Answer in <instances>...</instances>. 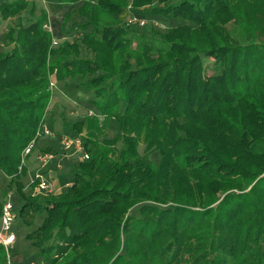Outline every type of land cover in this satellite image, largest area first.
<instances>
[{
  "label": "trees",
  "instance_id": "1",
  "mask_svg": "<svg viewBox=\"0 0 264 264\" xmlns=\"http://www.w3.org/2000/svg\"><path fill=\"white\" fill-rule=\"evenodd\" d=\"M129 1L192 25L147 42L118 18ZM174 1L58 0L70 11L62 28L76 13L90 30L58 47L46 9L0 3L2 20H18L0 51V172L24 200L17 227L44 216L26 238L46 264H264V0ZM53 79L95 97L99 115L72 127L86 132L89 160L63 193L26 196L24 153L39 142ZM113 118L120 135L108 139ZM156 151L159 165L147 159ZM12 262L0 245V264Z\"/></svg>",
  "mask_w": 264,
  "mask_h": 264
},
{
  "label": "rangeland",
  "instance_id": "2",
  "mask_svg": "<svg viewBox=\"0 0 264 264\" xmlns=\"http://www.w3.org/2000/svg\"><path fill=\"white\" fill-rule=\"evenodd\" d=\"M15 0H0V3L11 2ZM30 3H34L39 10L45 9L46 3L56 2L57 0H28ZM160 0H153L156 6L159 5ZM181 0H175L171 4H176ZM131 1H129V6L123 10L122 14L118 16L121 19L123 26L126 27L131 33L136 34L137 38H144L145 41L151 42L153 36L157 39L159 38L156 33H164L167 29L181 26V25H192L191 23L185 22L181 19L177 20H167L163 17L152 16L148 14L149 8L134 10L130 7ZM50 16V25L48 30H50L54 35L55 47L60 46L64 42H74L81 41L83 36L90 32H84L79 29V25L86 22L85 19L81 18L78 14L73 13L72 16L67 20L65 27L60 26L59 30L55 34L53 31L52 25V15ZM56 20V19H55ZM21 21L24 26L29 25L32 21V18L29 15V12H25ZM145 23L142 25V23ZM18 23L17 19H10L9 21L0 20V51H10L12 45H8L4 42L3 37L8 32L7 27H14ZM53 24L55 25L56 23ZM51 27V28H50ZM234 26L228 25L227 28H233ZM138 41V40H137ZM81 57L83 58H93L91 52L87 51L84 46H81ZM205 67L208 68L207 75H212L213 70L211 69L213 65V60L210 58H204ZM79 81L66 80L64 82L58 83L53 79V98L51 104L48 108V111L45 116V123L41 130V135L37 146L33 149L29 158L26 160V167L28 173L26 176L22 177L21 182L25 185L24 193L26 196L30 194L34 195H46L41 192H37V189L32 191L30 185L34 180H36L37 175L41 174L46 182L50 185L53 194L63 193L69 186L70 182H74V167L80 162L87 161L84 157V153L79 151L78 148L74 145L70 148L67 147V141L70 139H75L81 137L83 139V148L87 143L86 132L78 133L72 127L81 122L86 116L89 115H99V112L93 106L92 101L95 97L92 93H84L77 88ZM103 118L101 117V120ZM69 124V125H68ZM48 131V133H47ZM120 135L119 126L116 120H109V131L107 132V138L113 139ZM100 141L103 140L101 137ZM122 145H119V148ZM91 150H94L92 146L89 147ZM48 150V151H46ZM141 155L145 154L144 146L139 147ZM44 154H49L52 159L43 167L40 161V157ZM149 162H153L156 165H159L160 155L159 152H152L147 155ZM61 177L63 182L55 189L53 188V182L55 179ZM11 179L7 178L2 172H0V202L11 201L17 207H21L24 203V200L18 195L16 187L10 185ZM142 205L136 206L131 210V214L138 217L139 210ZM162 209L166 206L161 207ZM16 214H18L16 212ZM44 216H38L35 219V225L31 230L25 228L22 224L19 227H15L14 231L17 234L18 240L17 243L13 246V249L7 252L10 254L8 259L11 261L17 260L20 262H12L10 264H46L44 257L41 256L39 251L33 248L30 242L27 240L26 235L32 231H35L43 222ZM16 255L15 257H12Z\"/></svg>",
  "mask_w": 264,
  "mask_h": 264
},
{
  "label": "built area",
  "instance_id": "3",
  "mask_svg": "<svg viewBox=\"0 0 264 264\" xmlns=\"http://www.w3.org/2000/svg\"><path fill=\"white\" fill-rule=\"evenodd\" d=\"M0 14V20H1ZM145 23L143 22L142 25ZM55 45V40H54ZM48 133V131H47ZM67 147L76 146L79 151L84 153L83 148V139L81 137H77L75 139H70L67 142ZM33 145L26 149L24 156H30L33 151ZM84 157L89 160V154L87 152L84 153ZM52 157L49 154H44L40 157L41 164L43 167L48 165ZM37 180H40L39 189L43 190L49 194L52 193L50 185L46 182V179L41 175H37ZM16 208L14 203L11 201H5L3 203V216L0 218V245H2L9 253L10 249H13V246L16 244L18 237L15 233L14 229L19 222V216L16 214ZM10 257V254H8Z\"/></svg>",
  "mask_w": 264,
  "mask_h": 264
},
{
  "label": "crops",
  "instance_id": "4",
  "mask_svg": "<svg viewBox=\"0 0 264 264\" xmlns=\"http://www.w3.org/2000/svg\"><path fill=\"white\" fill-rule=\"evenodd\" d=\"M45 9L48 11V13H50L52 15L51 18L54 21V23H56L54 25L53 21H52L53 28L55 26V28L53 29L54 30L53 32L56 34L57 31H59V30L56 31V29L60 28V26L62 25V22H63V19H64L65 15L68 12H70V11H69L67 6H62V5L58 4V0L56 2L46 3L45 4ZM62 182H63V180H62L61 177L55 179V181L52 184L53 188L56 189ZM71 184H72V182H70L68 184V186H70Z\"/></svg>",
  "mask_w": 264,
  "mask_h": 264
},
{
  "label": "bare ground",
  "instance_id": "5",
  "mask_svg": "<svg viewBox=\"0 0 264 264\" xmlns=\"http://www.w3.org/2000/svg\"><path fill=\"white\" fill-rule=\"evenodd\" d=\"M49 27V26H48ZM51 28V27H50ZM55 46V45H54ZM52 86H53V84H52ZM39 185H40V180H39V184H38V186L35 188V190L37 189V192H41V193H43V194H46L47 192H45V191H43V190H40L39 189ZM3 216V207H2V214L0 215V218ZM11 254V253H10Z\"/></svg>",
  "mask_w": 264,
  "mask_h": 264
}]
</instances>
